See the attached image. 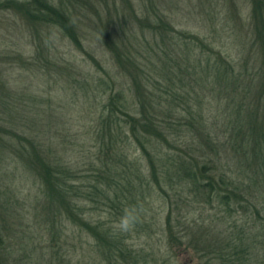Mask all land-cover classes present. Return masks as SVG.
I'll use <instances>...</instances> for the list:
<instances>
[{
  "label": "trees",
  "instance_id": "obj_1",
  "mask_svg": "<svg viewBox=\"0 0 264 264\" xmlns=\"http://www.w3.org/2000/svg\"><path fill=\"white\" fill-rule=\"evenodd\" d=\"M251 2L253 22L264 35V0ZM44 11L65 30L63 10ZM108 17L100 42L122 81L116 86L89 54L101 72L94 87L104 98L88 131L94 151L83 169L34 139L18 137L13 145L39 179L43 205L53 207L51 216L59 208L60 218L89 232L108 263L136 264L142 255L111 223L134 206L140 210L135 228L145 225L147 197L163 195L170 206V247L191 251L201 264H264V49L250 72L236 70L220 53H205L198 35L175 29L162 13L153 19L145 11L139 19L133 7L141 35L137 39L133 28V40L112 38ZM145 31L159 36V46ZM68 34L82 49L74 26ZM79 199L104 206L108 219L79 215ZM200 205L215 212L203 216L201 207L198 217L185 219Z\"/></svg>",
  "mask_w": 264,
  "mask_h": 264
},
{
  "label": "rangeland",
  "instance_id": "obj_2",
  "mask_svg": "<svg viewBox=\"0 0 264 264\" xmlns=\"http://www.w3.org/2000/svg\"><path fill=\"white\" fill-rule=\"evenodd\" d=\"M47 6L63 10L65 30L46 14ZM133 7L139 19L145 11L153 19L164 14L175 29L198 35L205 53H220L236 70L250 72L253 58L263 56L259 49H264V35L253 22L251 0H0V264H110L99 255L89 232L60 218L59 208L51 216L53 207L43 205L39 179L15 156L13 145L18 146V137L34 139L83 169L94 151L88 131L104 98L93 79L101 72L88 57L99 59L119 87L122 78L101 45V27L107 25L108 14L112 38L139 39ZM73 26L82 49L68 34ZM145 37L159 46L157 34L145 31ZM147 198L145 225L124 233L125 245L142 255L136 264H201L191 251L168 245L166 198ZM78 203L84 218L108 219L104 206L84 199ZM201 207L203 216L215 212L200 205L185 219L198 217ZM118 220L111 226L120 232Z\"/></svg>",
  "mask_w": 264,
  "mask_h": 264
},
{
  "label": "clouds",
  "instance_id": "obj_3",
  "mask_svg": "<svg viewBox=\"0 0 264 264\" xmlns=\"http://www.w3.org/2000/svg\"><path fill=\"white\" fill-rule=\"evenodd\" d=\"M140 210L136 207H129L124 210L119 218L116 227L122 233H130L135 229L136 224L140 219Z\"/></svg>",
  "mask_w": 264,
  "mask_h": 264
}]
</instances>
